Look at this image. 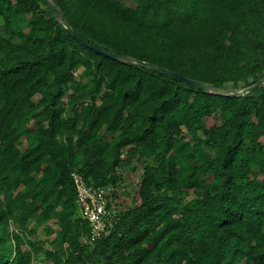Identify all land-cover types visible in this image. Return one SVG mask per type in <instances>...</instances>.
Masks as SVG:
<instances>
[{
  "label": "trees",
  "instance_id": "obj_1",
  "mask_svg": "<svg viewBox=\"0 0 264 264\" xmlns=\"http://www.w3.org/2000/svg\"><path fill=\"white\" fill-rule=\"evenodd\" d=\"M132 1L0 0V264H264V82L230 94L264 76V0ZM137 165L91 240L73 172L114 201Z\"/></svg>",
  "mask_w": 264,
  "mask_h": 264
},
{
  "label": "built area",
  "instance_id": "obj_2",
  "mask_svg": "<svg viewBox=\"0 0 264 264\" xmlns=\"http://www.w3.org/2000/svg\"><path fill=\"white\" fill-rule=\"evenodd\" d=\"M73 178L77 188V202L83 217L90 223V239L95 240L110 234L118 212L112 199V186H95L78 171L73 172Z\"/></svg>",
  "mask_w": 264,
  "mask_h": 264
},
{
  "label": "rangeland",
  "instance_id": "obj_3",
  "mask_svg": "<svg viewBox=\"0 0 264 264\" xmlns=\"http://www.w3.org/2000/svg\"><path fill=\"white\" fill-rule=\"evenodd\" d=\"M125 2L129 4H133L132 0H124ZM218 119L215 117H209L207 118V122L209 125L216 122ZM120 173L122 172L123 180L121 181L120 185L117 186V197L114 199L113 202H115L116 209H125L128 207L133 206L136 203H139L140 196H139V189L140 184L143 176V167L141 165H137L135 170L130 169H124L121 168ZM53 236H46L43 234L42 229L39 228L38 236L34 235L33 239L41 238L46 241L44 243L45 247L52 248L53 244L49 242V239H51ZM41 261V262H40ZM37 263H43V264H55L54 260H47L46 262H43L42 260H36Z\"/></svg>",
  "mask_w": 264,
  "mask_h": 264
},
{
  "label": "water",
  "instance_id": "obj_4",
  "mask_svg": "<svg viewBox=\"0 0 264 264\" xmlns=\"http://www.w3.org/2000/svg\"><path fill=\"white\" fill-rule=\"evenodd\" d=\"M48 6L50 8V10L53 12V14L55 15V17L57 19H59V21L63 22L62 19L59 17L58 13L55 11L54 7L52 6V4L50 2H48ZM65 25L67 26L68 30L70 31V33L77 39L79 40L81 43H83L84 45L88 46V47H91L93 49H95L97 52L99 53H102L108 57H111V58H114V59H122V60H134L135 62H138L144 66H149V67H152L154 69H157L159 71H162V72H165V73H168L170 75H173L179 79H182L192 85H195L197 87H201L205 90H211V91H218V92H223L225 91L224 88L220 87V86H215V85H211L209 83H206L204 81H201V80H197V79H193V78H189L187 76H184V75H181L171 69H168L166 67H163L161 65H158V64H155V63H151L149 61H144V60H141V59H138V58H134L130 55H127V54H124V53H117V52H112V51H109V50H106V49H103V48H100V47H96L94 46L93 44L89 43L88 41H86L85 39H83L82 37H80L78 34H76V32L72 29V27L68 24L65 23ZM264 82V76L259 79L256 83L250 85V86H247V87H244L243 89L237 91V92H231L230 94L232 95H240V94H243L249 90H252V89H255V88H258L262 83Z\"/></svg>",
  "mask_w": 264,
  "mask_h": 264
}]
</instances>
